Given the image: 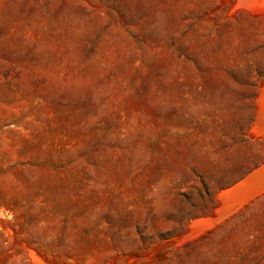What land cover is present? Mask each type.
Returning <instances> with one entry per match:
<instances>
[{
    "label": "rangeland",
    "instance_id": "rangeland-1",
    "mask_svg": "<svg viewBox=\"0 0 264 264\" xmlns=\"http://www.w3.org/2000/svg\"><path fill=\"white\" fill-rule=\"evenodd\" d=\"M235 4L0 0V264H264V189L235 192L264 11Z\"/></svg>",
    "mask_w": 264,
    "mask_h": 264
},
{
    "label": "bare ground",
    "instance_id": "bare-ground-1",
    "mask_svg": "<svg viewBox=\"0 0 264 264\" xmlns=\"http://www.w3.org/2000/svg\"><path fill=\"white\" fill-rule=\"evenodd\" d=\"M227 3V2H226ZM241 6H243V7H241ZM234 7V6H233ZM235 7L237 8V7H239V8H244V9H247V10H249V11H255V12H259V11H264V0H236V4H235ZM235 8V9H236ZM261 95L259 96V99H258V107H259V109H258V120H260V121H263L264 122V88L261 90ZM258 127H259V129H262L263 128V124H258ZM258 129V130H259ZM262 166V165H261ZM261 171H263V173H264V165L260 168V170L258 169V170H256L255 171V173L253 174V173H251L249 176H252L251 178H247V180H244L243 181V183H239L240 185H238L237 187H236V189H235V192H236V190L238 191L239 189H240V191H239V193L241 192L242 193V196H241V194H240V196H241V199H240V201H238V202H240V205H242L241 203L242 202H244L243 200H245V199H247L248 197H251V196H253V195H255V194H257V193H259L262 189H264V180H263V183L262 182H260L259 183V185H258V188H257V185H255L256 183H258V182H256L255 183V181H261L260 179H261V174H258L259 172H261ZM257 174H258V176H257ZM264 175V174H263ZM256 177V178H255ZM263 177V176H262ZM245 178V179H246ZM255 178V179H254ZM250 179H254L253 181H252V183L251 184H248V187H246V188H243L242 186H245V183L248 181V180H250ZM263 184V185H262ZM255 185V186H254ZM234 187V188H235ZM234 188H232L231 190H233ZM257 188V189H256ZM244 189V190H243ZM228 192V191H227ZM231 193V192H230ZM233 193V192H232ZM227 194H229V192L227 193ZM226 194V195H227ZM223 195L225 196V194L223 193ZM223 195H222V197H223ZM231 195V194H230ZM237 195V197H239V194H236ZM244 195V196H243ZM234 197H236L235 195H234ZM225 198L227 199L228 197L227 196H225ZM226 199H224V201L225 202H227L226 201ZM231 199V198H230ZM249 199V198H248ZM222 200V199H221ZM237 201V200H236ZM242 201V202H241ZM231 202V204H233L232 203V200L230 201ZM229 202V203H230ZM233 202H234V200H233ZM237 202V203H238ZM237 203H235V204H237ZM234 204V205H235ZM244 204V203H243ZM224 205V204H223ZM227 205V204H226ZM230 204H228V206H229ZM234 205H231L230 207H232V206H234ZM227 206V208L228 209H230V207H228ZM223 207H226V206H223ZM222 207V208H223ZM225 209V208H224ZM221 212V211H220ZM199 225V224H198ZM34 259V258H33Z\"/></svg>",
    "mask_w": 264,
    "mask_h": 264
},
{
    "label": "crops",
    "instance_id": "crops-1",
    "mask_svg": "<svg viewBox=\"0 0 264 264\" xmlns=\"http://www.w3.org/2000/svg\"><path fill=\"white\" fill-rule=\"evenodd\" d=\"M258 109H259V107H258ZM258 109H256V113H257ZM257 119H258V118H257ZM257 119H255L253 123L257 124ZM253 123H252V124H253ZM259 123L263 124V126H264V122H263V121H260V120H259ZM259 170H260V169H259ZM258 174H261V175H260V176H261V179H260L261 181H255V183L258 182V183L255 184V185H257V188H258L259 183H260V182L263 183V180H264V175H263L264 173H263V171L259 172ZM258 174H257V176H258ZM262 176H263V177H262ZM255 178H256V177H255ZM255 178H254V179H255ZM254 179H253V180H254ZM253 180H252V179L248 180V181L245 183V185L248 186V184H251ZM263 184H264V183H263ZM263 184H262V185H263ZM255 185H254V186H255ZM246 186H242V187L245 188ZM257 188H256V189H257Z\"/></svg>",
    "mask_w": 264,
    "mask_h": 264
}]
</instances>
